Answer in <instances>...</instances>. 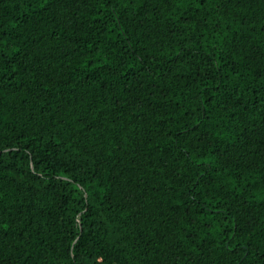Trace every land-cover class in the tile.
Returning a JSON list of instances; mask_svg holds the SVG:
<instances>
[{"label": "trees", "instance_id": "1", "mask_svg": "<svg viewBox=\"0 0 264 264\" xmlns=\"http://www.w3.org/2000/svg\"><path fill=\"white\" fill-rule=\"evenodd\" d=\"M0 264H264V0H0Z\"/></svg>", "mask_w": 264, "mask_h": 264}]
</instances>
